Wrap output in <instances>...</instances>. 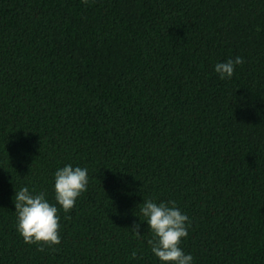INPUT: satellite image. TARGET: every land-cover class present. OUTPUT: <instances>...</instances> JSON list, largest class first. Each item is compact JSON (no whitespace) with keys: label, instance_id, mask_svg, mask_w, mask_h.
Listing matches in <instances>:
<instances>
[{"label":"trees","instance_id":"obj_1","mask_svg":"<svg viewBox=\"0 0 264 264\" xmlns=\"http://www.w3.org/2000/svg\"><path fill=\"white\" fill-rule=\"evenodd\" d=\"M66 163L87 190L59 244L26 243L14 193L54 202ZM153 197L189 216L193 264H264V0H0V264H160Z\"/></svg>","mask_w":264,"mask_h":264},{"label":"clouds","instance_id":"obj_2","mask_svg":"<svg viewBox=\"0 0 264 264\" xmlns=\"http://www.w3.org/2000/svg\"><path fill=\"white\" fill-rule=\"evenodd\" d=\"M87 2V0H85ZM241 56L230 57L214 64V72L222 80L231 79L235 67L242 64ZM89 170L79 164L66 163L57 167L52 176L54 202L44 190L35 192L23 185L14 193L15 227L26 243H37L53 247L60 243V211L67 213L77 198L87 190ZM140 221L147 224L151 235L146 243L160 264H193V256L180 246L188 235L190 219L187 213L177 206L174 199L159 200L144 198L138 209ZM140 224L132 228L133 235L142 236ZM132 256L136 255L133 250Z\"/></svg>","mask_w":264,"mask_h":264}]
</instances>
